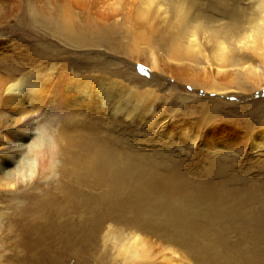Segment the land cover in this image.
<instances>
[{
  "label": "bare ground",
  "instance_id": "1",
  "mask_svg": "<svg viewBox=\"0 0 264 264\" xmlns=\"http://www.w3.org/2000/svg\"><path fill=\"white\" fill-rule=\"evenodd\" d=\"M17 1L0 0V196L12 201L11 212L0 213V227L23 207L33 214L50 205L53 191L66 192L82 159L87 160L89 173H97V181L103 172L118 178L129 168L147 170L135 152L121 156L114 141L119 129L154 125L194 143L199 132L204 144L239 143L242 134L224 120L227 112L223 120H215L221 113L218 104L225 102L222 97L242 100L252 89L264 90V0H250L241 11L231 0L35 1V13L42 14L37 22L50 24L61 39L78 48L107 46L116 28L125 40L116 49L123 58L127 55L129 68L137 64L148 68L149 79L114 69L116 63L101 64L95 57L84 66L69 64L64 55L58 61L50 59L51 43H41L40 48L35 43L31 48L19 44L18 38L5 35ZM78 21L86 25L78 27ZM87 31L93 35L83 36ZM200 88L203 96L197 94ZM174 98L182 104L192 99L200 107L202 121L194 127L181 121V107L175 108ZM260 100L247 101L246 109L260 108ZM209 117L215 119L208 122ZM251 127L250 145L255 150L264 145V126ZM109 135L110 148L103 142ZM214 171L219 170L212 164L209 174ZM158 177L152 178L151 188H161L170 197L156 207L166 214L178 245L152 240L146 233L149 226L128 230L108 223L104 238L116 264H193L186 242L200 213L199 195L209 183L196 181L194 192L175 177ZM175 198L178 205L172 202ZM118 201L113 191L97 203L109 210ZM204 210L210 213L212 208ZM8 262V256L0 255V264Z\"/></svg>",
  "mask_w": 264,
  "mask_h": 264
},
{
  "label": "rangeland",
  "instance_id": "2",
  "mask_svg": "<svg viewBox=\"0 0 264 264\" xmlns=\"http://www.w3.org/2000/svg\"><path fill=\"white\" fill-rule=\"evenodd\" d=\"M35 1H17L7 21L6 36L18 38L19 44H27L30 48L34 43L39 48L41 43H51V51L47 55L50 59L58 61L64 55L69 64L74 61L73 64L84 66L92 62L91 57H95L104 65L116 63L114 69L129 70L150 78L148 68L141 64L129 68L127 55L126 59L123 58V53L116 49L115 46L121 47L119 43L125 41L116 28L110 33L108 47L78 48L63 36L61 39L50 24L45 26L37 22L41 13H35ZM249 1L231 0L229 3L241 11ZM75 23L79 24L78 27L85 24ZM91 33L82 32L83 36L93 35ZM203 91L200 88L197 94L203 96ZM222 99L228 107L224 106L225 102L218 104L221 113L215 121L223 120L222 114L227 112L228 117L224 120L240 129L242 134L239 143L211 141L204 144L200 141L202 132L198 133L194 143V139L181 137L180 134L160 132L154 125L119 129L114 141L121 156L135 152L146 162L147 170L136 172L129 168L118 178H111L103 172L98 174L101 180L97 181V173H89L87 160L82 159L83 165L79 171L73 170L72 184L66 187V192L53 191L55 194L50 205L32 211L33 214L29 207H23L22 213L12 215L8 224L0 227V250L8 249L7 253L3 251L0 255L8 256V264H116L111 245L104 238L108 223L128 230L149 226L146 233L152 240L171 241L178 245L166 214L156 207L161 200L170 197V193L163 192L161 188H151L152 178L160 175L158 178L182 180L194 192L196 181L206 180L209 183L199 195L200 213L196 227L186 242L189 243L188 248L191 247L187 250L193 264H264V145L255 150L250 145L251 126H264V90L260 93L252 89L242 100L234 96ZM255 99H261L257 101L260 108L246 109L245 103ZM189 100L192 101L188 99L182 104L174 98L173 105L181 107L179 119L190 121L194 127L202 121L203 114L199 105ZM213 119L215 117L208 122ZM89 121L99 127L96 119L90 118ZM111 138L109 135L105 141L101 140L110 148ZM212 164L219 171L209 174ZM113 191L119 201L113 205L114 208L102 209L98 199L105 194H113ZM59 199L62 203L56 204ZM175 201L178 198L172 200L177 204ZM11 203L5 196H0V213L11 212ZM205 208H212V211L206 213Z\"/></svg>",
  "mask_w": 264,
  "mask_h": 264
}]
</instances>
